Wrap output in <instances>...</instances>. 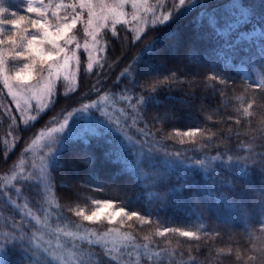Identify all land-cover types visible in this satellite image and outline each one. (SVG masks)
Instances as JSON below:
<instances>
[{
    "label": "snow or ice",
    "instance_id": "1",
    "mask_svg": "<svg viewBox=\"0 0 264 264\" xmlns=\"http://www.w3.org/2000/svg\"><path fill=\"white\" fill-rule=\"evenodd\" d=\"M20 3L23 7L14 5L12 0H0V83L14 102L15 111L21 113L19 119L25 128L54 106L59 81L62 80L67 87L63 93L65 97L78 90L81 49L87 53V73L91 74L97 66L103 70L105 57L100 54L106 53L108 48L104 35L109 31L113 38H118V25L132 33L131 43L135 45L149 30L167 28L170 23L189 16L194 9H199V16L189 22L192 24L193 33L196 39L202 40L205 36H211L217 40L220 47L213 48L211 52L227 66H232V57L228 53L238 54L236 50L241 42H251L257 35L264 37V30L255 28L252 32H242L239 36L231 35L236 24H247L254 14L240 0H233L227 6L233 10L236 21L223 29L217 27V9L212 0H172L171 6L167 0H20ZM129 6L130 12L126 10ZM261 19L264 20V17ZM205 22L209 32L201 34L200 30ZM78 25L83 28V44L76 34ZM167 41V47L163 50L158 49L151 41L145 43L142 51L159 57V63L142 67L145 64L143 57L139 53L134 56L117 77V82L121 79L128 81L120 93L105 92L97 99L63 113V119L58 123L53 117L54 126L41 128L22 153L27 154L39 146V154L34 153L30 168L21 160L13 164L10 174L0 176V200L6 201L15 210V214L9 212L0 227V264H104V261L117 264L118 258L114 252L131 258L133 250L136 264H140V261L153 264L154 259L155 264H162L167 248L154 252V238L172 235L186 238L187 241H200L209 235H219L218 232L202 233L203 225L193 231L184 227L163 226L158 222L149 234L143 236L144 243L137 244L134 233L144 225L153 223L152 213L131 210L126 199L81 197L77 191H120L119 188L108 189L103 184L94 183L95 170L91 166L96 163L97 155L90 150L93 141L97 147L106 145L102 153L105 161L123 164V171H130L153 186H163L170 182L168 172L175 166V161L184 163V153L205 152L212 147L211 141L216 133L204 127L194 126L186 130L173 127L166 135H161L164 126L177 119L173 109H166L163 113L158 112L152 116V120L161 125L156 131L149 129L148 123L144 121V127L136 128L140 139H134L128 134L130 127H136L142 121V113L148 106L163 104L159 98L161 92H182V97L169 95L166 98L178 100L181 105L190 107L192 101L197 99V92L202 96L209 91L215 94L220 90L219 86H227L229 83L215 67L210 66L207 71H202L201 62L204 57L188 36L180 32H169ZM122 56L123 53L117 58V62ZM170 57L180 59L174 66L168 67ZM258 57L259 82H252L249 86L254 85L264 91V46L259 47ZM183 61H187V64ZM140 77L144 79L137 83ZM91 91L98 93L100 89L93 86ZM237 99L242 100L243 97ZM117 102L124 103L128 111L117 108ZM254 103L253 101L236 111L244 117H250V109L254 107ZM109 105L111 112L108 111ZM91 110L98 111L105 119L97 120L92 127L75 130L74 118L79 120L82 115L86 117ZM31 112H35V115L24 119L23 114ZM4 113L10 114L11 109L5 106ZM12 119L16 120V117L12 116ZM207 119L211 120L212 116L209 115ZM227 119L232 120L233 117L228 116ZM240 122L239 119L236 120L237 124ZM261 125L264 126V120ZM260 131H264V127ZM113 132L119 136H112ZM229 132L231 133V129ZM18 139L19 137L13 136L11 145L7 139L4 140L5 156L12 151ZM116 140H119V145L115 143ZM167 141L173 143L168 144ZM175 144L181 146L177 151H165ZM186 144L192 147H183ZM244 150L248 155H227L226 149L224 153L217 151L216 155L205 154L200 159L190 160V164H195L206 173L219 175V165L212 163L219 161L225 169L234 167L241 177L254 171L264 180V152L259 153L260 158L257 161L252 156L251 146ZM159 152L172 158L165 161L166 167L163 171L156 167L159 158L154 154ZM66 153L70 154L69 159L72 161L89 166V180L83 184H70L71 177L66 175L59 184L55 183L53 173L65 167L61 157ZM121 153L124 156L130 153L134 159L126 161ZM233 161L238 163L233 165ZM241 163L243 166H240ZM57 188L69 190L70 194L66 197L69 201L67 207L60 203ZM244 188L247 191L252 190L247 184ZM25 189L41 198L43 219L32 212L27 200L20 203ZM167 191L175 193L176 199H181L185 193L193 199L196 196V186L187 180L178 181ZM80 199L86 202L85 207L73 205V200ZM258 199L261 214L257 223L259 230L264 232V192L259 193ZM65 211L72 213L79 223L66 217ZM17 216L20 218L17 219ZM32 221L36 227L32 225ZM50 221L56 223L57 227L53 228ZM42 229L50 237H56V243L45 240ZM125 229L129 231L126 232ZM61 237L64 238L63 243L60 241ZM167 244L170 248L171 241H167ZM179 244L178 240L177 246ZM231 252V248L227 253L221 248L217 250V256L230 255ZM261 252L264 253V249ZM174 253L173 248L169 255ZM236 258H241L239 252ZM254 259L256 257H248L249 261ZM261 264H264V256Z\"/></svg>",
    "mask_w": 264,
    "mask_h": 264
},
{
    "label": "trees",
    "instance_id": "2",
    "mask_svg": "<svg viewBox=\"0 0 264 264\" xmlns=\"http://www.w3.org/2000/svg\"><path fill=\"white\" fill-rule=\"evenodd\" d=\"M231 0H212L213 5L217 8L224 6ZM246 6L253 10V16L247 24L243 23L238 29L249 31L250 29L258 28L264 30V0H241ZM14 5L15 0H12ZM199 9H194L189 16L180 18L168 25L167 28H160L158 30H149L143 38L135 45L131 43L132 33L127 31L124 26L118 25V38H113L109 31L105 32L104 39L108 41V48L106 53H101L104 56L103 70L97 66L91 74L87 73L85 66L87 63V53L80 51L81 66L79 70V88L74 93L67 97L63 93L67 90L66 85L61 80L58 82L57 99L50 109L46 110L39 119L35 122H30L31 126L25 128L20 115L15 111V105L11 97L7 95V90L3 88L0 83V176L10 174L14 163H19L26 154H22L23 150L35 138V134L43 127L54 126L55 122L63 119V113L71 111L73 108H78L82 103H88L95 100L99 95L105 92L120 93L128 81L121 79L117 82V77L120 75L123 68L129 61L138 53L143 57L145 64L156 65L159 63V57L153 56L150 53L142 51L146 42L151 41L158 49L163 50L167 47V34L169 32H180L188 36L192 43L199 49L202 57L201 65L202 71H207L211 67H215L217 71L224 75L229 83L227 86H219L220 90L213 94L211 91L207 95L202 96L197 92V99L192 101L190 107L181 105L178 100L168 99L171 97H182L183 93L173 90L170 93L161 92L159 98L163 104L158 106L150 105L147 110L142 113V121L137 123L138 128L144 127V121L148 123L149 129L156 131L161 125L152 120V116L156 113H163L166 109H173L176 112L177 119L169 121L164 126V131L161 135H166L171 128H179L186 130L188 127H204L215 132L216 136L211 141L212 147L205 150V152H186L184 153V163L175 161V166L169 170L170 182L166 185H151L149 181L140 180L134 176L130 171H123L124 165L121 163H112L103 159L102 153L104 147H97L93 141L90 150L95 151L97 160L91 166L95 170L96 176L95 184H103L108 189L119 188V193L107 191L104 193L89 191L88 189H77L81 197H91L96 199H103L109 197H118L126 199L130 205L131 210H140L141 212L152 213L153 223L151 225H144L143 228L138 229L136 235V243L143 244V236L149 234L156 226L161 223L167 227H184L186 230H197L200 225L204 227L201 232L214 233L218 232V236L209 235L200 241H187L186 238H180L169 235L166 238L156 237L153 239L154 251H160L167 248L162 264H261L264 253V232L259 230L257 221L260 218L261 208L259 203V193L264 192V180L258 173L250 171L248 176L241 177L235 168L225 169L219 162H212L214 165H219L218 172L206 173L203 169L195 164H190V160L202 158L205 154L211 156L216 155L217 151L224 153L227 149V155L245 156L248 153L244 148L251 146L252 156L259 161V153L264 152V131H260L261 121L264 120V91L256 88L252 84L253 81L245 78L239 64L248 65L250 62L259 64L258 53L256 52V45L251 41L246 43L241 42L239 48L236 50L238 54L228 53L232 57V66H227L222 60H217L214 53L211 52L213 48H219L220 44L217 40L212 39L211 36H205L204 39H196L193 33L192 24L190 21L194 17H198ZM219 23H217V27ZM201 34L209 32L206 22L201 28ZM76 34L79 37H84L83 28L78 25ZM232 36L233 33H231ZM260 40L264 44V37ZM123 56L117 62V58ZM209 55L211 58H209ZM227 58V57H226ZM179 57H170L168 67L174 66ZM115 62V63H114ZM187 64V61H183ZM111 66V67H110ZM99 73V75H98ZM144 77H140L137 83H140ZM99 81V83H97ZM95 86L100 89L98 93L91 91ZM139 89H137V92ZM243 97V99H237ZM254 103V107L250 109L252 116L244 117L236 111V109L246 107L249 103ZM134 102V101H133ZM121 105L127 110L126 105L121 102ZM11 109L10 114L4 113V107ZM202 106V107H201ZM211 115L212 119L207 117ZM16 117V120L12 119ZM232 116V120L227 117ZM131 120V113L129 114ZM239 119L240 124L236 123ZM231 129V133L229 132ZM135 129L132 133L140 137ZM11 133V135H9ZM13 136L19 137L12 151L4 155V140L7 139L11 145ZM112 136H119L112 133ZM158 139L160 136L157 137ZM119 145V140L115 142ZM166 143L172 144V141ZM181 146L175 144L173 147H168L165 151L171 153L177 151ZM183 147H192L191 145H184ZM124 160L134 159L129 153L124 156ZM159 159L156 162V167L161 171L164 170L165 161L171 160V157L164 155V152L155 153ZM70 154L66 153L61 157V161L65 163V167L53 173L55 183L59 184L67 175L71 177L70 184H83L91 177L88 174V167L80 164L78 161L69 159ZM238 162L233 161V165ZM240 166H243L241 163ZM151 167V165H150ZM187 180L188 183L196 186L195 199L183 194L181 199H176L175 193L167 191L174 187L178 181ZM2 182V181H0ZM245 184L251 186V191L245 190ZM167 195L165 196V193ZM57 196L60 198V203L67 207L69 203L66 198L70 193L68 189L57 188ZM161 197H164L162 200ZM40 197H36L34 193L25 189L21 195L20 202H29L31 210H37L40 207ZM73 205L81 207L86 206L83 199L73 200ZM87 203H90L88 201ZM4 201L0 200V205ZM5 209V208H4ZM6 216V214H4ZM64 215L71 221L79 223L72 213L64 212ZM129 231V229H125ZM180 241L177 246V241ZM167 241H171V247H168ZM175 253L169 255L172 249ZM224 249L225 253L231 248V254L217 256L218 249ZM237 252L240 253L241 258H236ZM248 257H256V259L249 261ZM104 264H111L110 261H104ZM118 264V263H117ZM144 264V261H140ZM155 264V259L153 261Z\"/></svg>",
    "mask_w": 264,
    "mask_h": 264
},
{
    "label": "rangeland",
    "instance_id": "3",
    "mask_svg": "<svg viewBox=\"0 0 264 264\" xmlns=\"http://www.w3.org/2000/svg\"><path fill=\"white\" fill-rule=\"evenodd\" d=\"M15 1H16L17 6H19V7H23V5H21V3H20V0H15ZM65 2H69V0H65ZM167 2H168V5L171 6L172 0H167ZM232 2H233V0H231L228 4H226L223 8L219 9L218 12H217L218 15L220 16V20H219V28H221V29L226 28V27H227L228 25H230V24H234L235 21H236V17L233 15V10H231V9H229V8L227 7V6L230 5ZM240 2L242 3L241 0H240ZM242 4H243V3H242ZM244 5H245V4H244ZM126 10L130 12V11H131L130 6H129ZM85 18H86V17H85ZM217 20H218V17H217ZM242 24H243V22H241V23H239V24H236L235 29L232 30V33H233L235 36H239L240 33H242V32H252V31H253V29H251V30H249V31L238 30V27L241 26ZM77 36H78V35H77ZM78 39H79L80 43L83 44V43H84V39H85V37L80 38V37L78 36ZM252 39H253L254 43L257 45V48H256V49H257V52H258L259 47H260V46H264V45H263V43L261 42V40L259 39V35L254 36ZM247 42H249V41H247ZM241 69H242L244 75H245L248 79H251V80H253V81L257 82V83L259 82V76H258L259 66H258V64H256V63H251L250 68H248V67H246V68H245V67H241ZM254 69H255V70H254ZM13 103H14V102H13ZM32 103L35 104V101H32ZM14 105H15V104H14ZM116 107H117V108H124V106L121 105V102H117V103H116ZM125 110H126V109H125ZM108 111H110V112L112 111L110 105L108 106ZM19 115H21V113H19ZM23 115H24V119H27L29 115H35V112L24 113ZM99 119H105V118H104V117H101V115H100V113H99L98 111H96V110H91V111L87 114L86 117L82 115L81 118H80L79 120H75V118H74V121H73V127H74L75 130H80V129L84 128V127H92V126L95 125V122H96L97 120H99ZM122 119H123V118H122ZM128 119H129V118H128ZM130 123H131V120L129 119V124H130ZM136 128H138V127H137V126H136V127H130V128L128 129V134H129L130 136H132L134 139H140L141 137H137L136 135H134V134L132 133V129H135V130H136ZM113 133H115V132H113ZM134 133H137V132L134 131ZM116 134H118V133H116ZM61 135H63V134H61ZM118 135H119V134H118ZM146 147H147V146H146ZM34 153L39 154V146H38V145H37V147L34 148L31 152H28V153L25 155V157L22 159V160L25 162L26 167H28V168L31 167V164H32V162H33V155H34ZM18 186H19V185H18ZM20 203H24V202H20ZM4 208H5V209H4ZM10 211H11L13 214H15V210L11 209V207L7 204V202L4 201V204H3V205H0V227L3 226L4 218L7 217V216L9 215V212H10ZM25 211H27V210H25ZM32 212L35 213L36 215L40 216L41 219L44 218L43 211H42L41 207L38 208V211L33 209ZM4 214H6V216H5ZM19 218H20V217L17 216V219H19ZM31 223H32V225H33L34 227H36L34 221H32ZM50 223H51V226H52L53 228L57 227V224H56V223H52L51 221H50ZM30 230H33V229H30ZM41 231L44 232V239H45V240H51L52 243H56V237H54V236L50 237V236L47 234V231H46V230H43V229H42ZM60 241H61V243H63V242H64V238L61 237V238H60ZM109 246L111 247V245H109ZM141 251H142V250H141ZM153 251H154V250H153ZM154 252H155V251H154ZM113 254L117 256V258H118V259H117V263H118V264H136V256H135V251H134V250L131 251V258H128L127 255H123V256H121V254H120L119 252H114Z\"/></svg>",
    "mask_w": 264,
    "mask_h": 264
}]
</instances>
